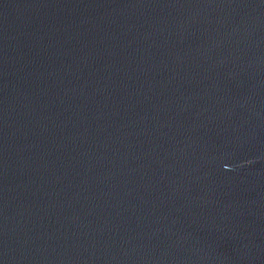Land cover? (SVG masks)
Masks as SVG:
<instances>
[{
  "label": "water",
  "instance_id": "obj_1",
  "mask_svg": "<svg viewBox=\"0 0 264 264\" xmlns=\"http://www.w3.org/2000/svg\"><path fill=\"white\" fill-rule=\"evenodd\" d=\"M0 264H264V0H0Z\"/></svg>",
  "mask_w": 264,
  "mask_h": 264
}]
</instances>
